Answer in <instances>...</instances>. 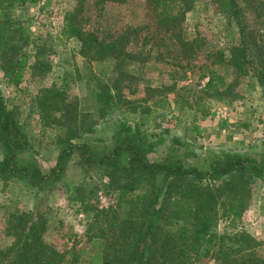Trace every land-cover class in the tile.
<instances>
[{
    "label": "trees",
    "instance_id": "obj_1",
    "mask_svg": "<svg viewBox=\"0 0 264 264\" xmlns=\"http://www.w3.org/2000/svg\"><path fill=\"white\" fill-rule=\"evenodd\" d=\"M27 1L0 0V58L5 72L13 66L6 57L20 49L15 37H20L25 45L31 42L16 27L19 17L15 12ZM75 1V6L63 15L61 37L73 39L82 56L90 61L118 60L113 70H117V75L108 77L109 82L98 80L90 91L98 103L99 116L113 111L118 114L111 146L98 152L88 141H75L83 133L93 132L95 121L78 110L77 101H68L63 89L47 87L36 98L38 112L42 120L64 130L58 139L54 166L43 171L35 160L22 157L31 151L32 145L18 112L7 107L0 90V180H22L40 190L52 187L65 177L74 153L78 154L81 168L98 170L103 189L115 193V203L107 208L96 205L97 188L85 182H63L67 200L83 214L88 243L99 248L92 255V263L200 264L203 259L213 258L221 264H264V256L256 252L257 241L246 230L235 227L251 199L252 184L256 179H264V152L255 159L225 148H196L177 136L166 141L169 132L156 131L153 109L146 111V107L139 108L123 97L119 69L131 53L125 49L127 34L106 39L83 29L84 0ZM211 2L234 21L240 37L237 44L231 45L228 59L220 53L219 60L226 62L238 77L252 75L264 88V51H259L246 30V10L260 16L264 0ZM193 3L194 0H145L156 29L168 33L183 51L193 42L182 35L186 13ZM35 48L37 56L32 67L50 69L48 62L39 61V46ZM23 56H29L26 50ZM45 71L40 69L38 74ZM203 71L200 78L208 77L204 90L217 88L220 83L215 70L205 67ZM207 108L194 107L201 115L209 113ZM161 145L169 146L171 152L162 159H150L149 155ZM190 160L199 163H189ZM220 221H226L234 230L218 232ZM47 227V218L39 211L10 213L6 229L12 241L0 248V264H77L87 247L76 248L74 243L68 249H58L45 240Z\"/></svg>",
    "mask_w": 264,
    "mask_h": 264
},
{
    "label": "rangeland",
    "instance_id": "obj_2",
    "mask_svg": "<svg viewBox=\"0 0 264 264\" xmlns=\"http://www.w3.org/2000/svg\"><path fill=\"white\" fill-rule=\"evenodd\" d=\"M75 4V0H28L15 14L19 17L16 27L31 42L25 45L20 37H15L20 46L19 52L15 55L9 53L6 57L13 65L8 71L11 75L5 74L8 72L2 69L0 58V90L7 107L18 112L22 129L32 145L31 151L23 153L22 157L35 160L43 171L56 162L58 139L62 137L64 128L41 119L36 98L42 89H63L68 101H77L78 110L88 113L87 118L95 121L94 130L83 133L82 138L75 141H88L98 152L111 146V134L119 118L116 111L99 116L98 103L90 92L98 80L109 82L108 77L117 75V70H113L118 60L90 61L82 56L73 39L60 35L63 15ZM83 5V29L94 31L106 39L124 32L127 34L125 49L131 53L121 62L119 69L123 97L139 108L146 107V111L153 109L151 116L158 127L156 131L167 129L169 132L166 141L170 136H177L196 148H225L259 159L264 152V88L252 75L238 77L226 62L219 60L220 53L228 59L231 45L237 44L240 37L234 21L222 14L211 0H194L192 9L186 13L182 35L193 42L185 51L168 33L156 29L145 0L102 5L95 4L94 0H84ZM259 15L246 10V30L262 53L264 10ZM35 45L39 46V61L48 62L50 69L32 67L37 56ZM25 50L29 56H23ZM205 67L215 70L216 81L220 83L217 88L204 90L208 77L200 78V75ZM40 69L46 71L39 75ZM197 105H207L209 113L195 119L194 107ZM210 117L219 125L231 120L236 128H249L251 141L231 148L228 143L222 142L223 134H212L217 122L212 125L213 120L208 121ZM168 147L158 146L156 152L149 155L150 159H162L169 153ZM78 160V154L74 153L65 177L49 188L40 190L22 180L6 183L0 180V248L12 241L6 229L10 213L39 211L47 218L48 227L44 233L47 242L61 250L74 243L76 248L86 246L87 251L77 264H96L91 260L99 248L88 243L84 235L83 214L67 200L63 182H85L97 188L95 201L99 208L114 204L116 198L115 193L107 192L101 186L98 170L83 169ZM193 163L199 162L195 160ZM228 226L226 221H220L217 231L234 230L233 226ZM235 227L246 230L258 243L257 254L264 256V179H256L252 184L251 199L243 216L235 222ZM200 264L221 263L206 258Z\"/></svg>",
    "mask_w": 264,
    "mask_h": 264
},
{
    "label": "crops",
    "instance_id": "obj_3",
    "mask_svg": "<svg viewBox=\"0 0 264 264\" xmlns=\"http://www.w3.org/2000/svg\"><path fill=\"white\" fill-rule=\"evenodd\" d=\"M194 116L196 117L195 119H198L200 117H204L201 114H199L198 112H196V114ZM211 120H213V122H214L212 125H215L217 121L214 119H211V117L208 118V121H211ZM194 127H196V126L194 125ZM241 129H243V130H241ZM241 129L236 128V125H234V123L232 124L231 120H229V123L227 122V124H222V125L221 124L219 125V123L217 122V126H214L212 129V131H214L212 134H214V133L223 134L224 138H223L222 142L228 143L229 144L228 146H230L231 148H238V147H240V145H243V144L245 145L249 141H251L249 136H248L249 135V128H241ZM215 130H218V131H215ZM244 133H245V135H247L246 137H245V135H243ZM212 142L214 143L215 141H212Z\"/></svg>",
    "mask_w": 264,
    "mask_h": 264
}]
</instances>
